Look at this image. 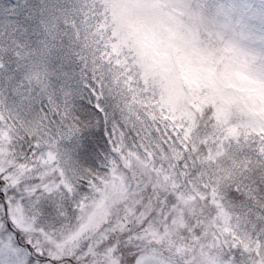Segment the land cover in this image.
<instances>
[{"label": "snow or ice", "instance_id": "6c2138e0", "mask_svg": "<svg viewBox=\"0 0 264 264\" xmlns=\"http://www.w3.org/2000/svg\"><path fill=\"white\" fill-rule=\"evenodd\" d=\"M0 264H264V0H0Z\"/></svg>", "mask_w": 264, "mask_h": 264}]
</instances>
